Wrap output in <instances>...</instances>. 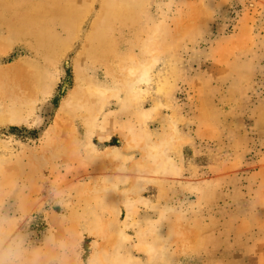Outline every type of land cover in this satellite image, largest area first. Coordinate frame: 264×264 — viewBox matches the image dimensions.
<instances>
[{
	"label": "rangeland",
	"instance_id": "obj_1",
	"mask_svg": "<svg viewBox=\"0 0 264 264\" xmlns=\"http://www.w3.org/2000/svg\"><path fill=\"white\" fill-rule=\"evenodd\" d=\"M15 238L21 264H264V0H0Z\"/></svg>",
	"mask_w": 264,
	"mask_h": 264
},
{
	"label": "clouds",
	"instance_id": "obj_2",
	"mask_svg": "<svg viewBox=\"0 0 264 264\" xmlns=\"http://www.w3.org/2000/svg\"><path fill=\"white\" fill-rule=\"evenodd\" d=\"M0 264H21L24 245L20 238L10 239L7 244L0 241Z\"/></svg>",
	"mask_w": 264,
	"mask_h": 264
}]
</instances>
